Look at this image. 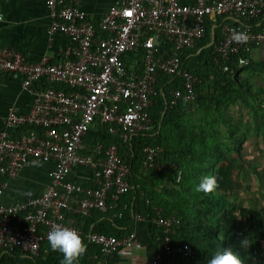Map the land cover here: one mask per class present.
Here are the masks:
<instances>
[{
	"label": "built area",
	"instance_id": "obj_1",
	"mask_svg": "<svg viewBox=\"0 0 264 264\" xmlns=\"http://www.w3.org/2000/svg\"><path fill=\"white\" fill-rule=\"evenodd\" d=\"M44 5L51 20L48 35L61 33L71 41L63 59L33 65L16 51L0 46V75L20 74L22 88L34 97L28 114L9 110L0 115L4 125L0 132V197L5 187L1 179L15 177L26 166L52 165L48 185L40 195L22 204L0 202V253L17 250L33 258L41 244L48 242L50 229L61 225L81 237L77 218L90 217L94 211H114L119 198L130 190L131 167L115 145L103 155L99 144L90 154H80L83 138L96 120L124 143L134 135L151 132L149 109L160 75L181 82V89L171 93V106L194 101L198 78L182 66L180 56L204 36L206 19L231 20L220 25L221 39L212 51L223 72L234 58L237 69L247 67L255 48L264 42V26L254 28V22L264 15V0H195L192 5L179 0H116L97 26L82 11L79 0H44ZM96 27L104 38L95 36ZM237 33L247 39L237 41ZM166 44H170L169 50ZM136 51L141 52V69L136 64L128 71L122 55ZM41 79L50 85L63 84L67 90H32L33 83ZM22 127L34 130L15 134ZM143 154V176L166 173L173 167L162 159L160 147L147 146ZM78 166L90 169L88 184L67 180ZM152 211L153 216L136 213L133 220L146 221L160 231L161 248L148 264H165L166 258L171 263L175 257L188 260L191 248L172 244L180 219L164 216L159 207ZM112 218L119 219L121 214L115 212ZM87 238L99 247L100 264H110L108 258L117 253L131 256L136 248L133 230L121 239L91 232ZM261 248L264 255L263 242Z\"/></svg>",
	"mask_w": 264,
	"mask_h": 264
},
{
	"label": "trees",
	"instance_id": "obj_2",
	"mask_svg": "<svg viewBox=\"0 0 264 264\" xmlns=\"http://www.w3.org/2000/svg\"><path fill=\"white\" fill-rule=\"evenodd\" d=\"M222 19H206L204 36L193 49L185 50L180 56L182 66L198 78L194 101L171 106V93L181 89V82L160 75L149 109L153 125L151 132L134 135L124 143L118 136L109 134L100 121H95L101 154L110 145H115L118 154L124 156L130 165V190L119 198L114 211H94L93 217L77 218L78 225L84 220V226H80V238L86 248L76 264H93L89 261L91 257L100 256L99 247L88 242L90 232L121 239L132 232L133 216L136 213L153 216V207L162 208L164 216L174 215L180 219V228L172 236V244L191 248L189 264H207L215 251L224 249L236 253L242 264H264V255H261L264 208L256 204L243 206L237 198L240 172L233 167L232 161L240 163L242 160V140L237 137L238 128L226 120L230 108L238 102L248 105V98L253 94L248 82L240 78L241 70L237 69L235 58L227 72L214 62L213 45L221 39ZM92 23L97 26L93 19ZM254 23L256 29L264 26V15ZM212 25H215L214 44L205 48L211 40ZM95 36L105 37L97 27ZM166 47L171 48L170 44ZM141 59V52L136 51L124 53L121 60L129 71L136 64L138 70L141 69ZM26 128L24 130H34ZM147 146L162 148L163 160L174 166L166 173L155 172L144 177L141 167L143 150ZM204 175L215 176L216 185L209 191L198 192L196 186ZM115 212L120 213L121 218H112ZM62 259L60 253L50 249L48 242L41 244L36 258L17 250L0 253V264H61ZM165 264H170L167 258Z\"/></svg>",
	"mask_w": 264,
	"mask_h": 264
},
{
	"label": "crops",
	"instance_id": "obj_3",
	"mask_svg": "<svg viewBox=\"0 0 264 264\" xmlns=\"http://www.w3.org/2000/svg\"><path fill=\"white\" fill-rule=\"evenodd\" d=\"M115 1L79 0V4L82 11L98 24ZM194 1L179 0L181 4L185 5H192ZM0 14L2 15L0 46L16 51L27 63L33 65L44 64V62L54 64L63 59V52L71 45L69 37L64 34L48 35L50 21L44 0H0ZM209 20L214 21L215 19L210 18ZM226 21L231 22L227 17L222 19V23ZM213 29H215V25H212L211 31ZM260 77L264 78V42L255 48L251 55L250 65L242 69L240 73L242 81L245 80L249 84L253 79L263 82L264 80ZM21 84L22 76L20 74L3 73L0 75V115H5L9 110H14L18 114L30 112L34 104V97L25 91ZM55 85L60 87V90L66 88L63 84ZM51 86L46 82V79H41L39 82L33 83L32 90L53 89ZM62 87L65 88L61 89ZM25 128L22 127L17 133H14L18 134ZM3 129L4 125L0 122V132ZM97 136V126L93 125L83 138L81 155L90 154L98 145ZM51 169V164L40 163L23 167L13 178H3L1 182L5 187L0 202L4 205L22 204L40 195L48 185V172ZM90 178L91 171L84 166L75 167L67 176L68 181L82 185L88 184ZM80 226H84V220L81 221L79 228H81ZM132 230L135 233L136 247L132 255L114 254L108 258L110 264H148L150 258L161 248V234L154 225L146 221H134ZM89 261H93V264H100L101 256L94 258L93 255ZM170 264H189V262L182 257H175Z\"/></svg>",
	"mask_w": 264,
	"mask_h": 264
},
{
	"label": "rangeland",
	"instance_id": "obj_4",
	"mask_svg": "<svg viewBox=\"0 0 264 264\" xmlns=\"http://www.w3.org/2000/svg\"><path fill=\"white\" fill-rule=\"evenodd\" d=\"M258 80L253 79L250 84L248 83L253 94V97L248 98V105L238 102L236 106L228 110L226 120L235 128H238L237 137L242 140L240 153L242 160L240 163H237L236 160L232 161L233 167L240 172L238 174L239 189L237 198L243 206L256 204L263 209L264 81ZM214 139L217 140V138ZM231 157L232 155L229 153L228 158L231 159Z\"/></svg>",
	"mask_w": 264,
	"mask_h": 264
},
{
	"label": "clouds",
	"instance_id": "obj_5",
	"mask_svg": "<svg viewBox=\"0 0 264 264\" xmlns=\"http://www.w3.org/2000/svg\"><path fill=\"white\" fill-rule=\"evenodd\" d=\"M235 39L237 41H244L247 39V36L243 33H237ZM215 185V176L204 175L200 178L195 190L198 192L209 191L213 189ZM47 241L52 251L62 255L63 259L61 264H76L79 256L85 250V246L77 232L61 225H56L48 231ZM207 264H242V261L232 250L224 249L215 251L207 260Z\"/></svg>",
	"mask_w": 264,
	"mask_h": 264
},
{
	"label": "water",
	"instance_id": "obj_6",
	"mask_svg": "<svg viewBox=\"0 0 264 264\" xmlns=\"http://www.w3.org/2000/svg\"><path fill=\"white\" fill-rule=\"evenodd\" d=\"M215 36H214V29L211 31V40L210 42L205 46V48H208L214 44Z\"/></svg>",
	"mask_w": 264,
	"mask_h": 264
}]
</instances>
